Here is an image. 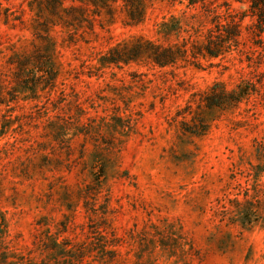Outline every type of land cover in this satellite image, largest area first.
I'll list each match as a JSON object with an SVG mask.
<instances>
[{"label": "rangeland", "instance_id": "1", "mask_svg": "<svg viewBox=\"0 0 264 264\" xmlns=\"http://www.w3.org/2000/svg\"><path fill=\"white\" fill-rule=\"evenodd\" d=\"M107 2L0 0V264H264V32L250 0L213 2L241 18L238 46L173 67L101 58L139 36L184 42L164 23L200 3L144 0L136 23ZM214 82L243 98L207 108ZM200 108L209 127L193 134Z\"/></svg>", "mask_w": 264, "mask_h": 264}, {"label": "trees", "instance_id": "2", "mask_svg": "<svg viewBox=\"0 0 264 264\" xmlns=\"http://www.w3.org/2000/svg\"><path fill=\"white\" fill-rule=\"evenodd\" d=\"M55 3L61 5L63 0H54ZM74 1V0H72ZM76 1V0H75ZM82 4L71 3L70 8L75 11L77 9H85V4H93L94 7H106L108 13H111V6L107 0H78ZM127 9V14L132 22H139L144 18V0H122ZM190 6L201 4L204 8V13L198 16L197 13L189 16H184L183 19H175L171 23H164L165 31L170 34L179 35L180 32H189V38L181 43H169L159 40H152L144 36H139L133 41L123 45H117L109 50V55H104L101 58L102 62L119 65L120 63H128L142 58H147L150 62L158 67H173L181 60H188V55L191 53L192 58L195 60L200 53H205L211 57L219 56L224 52L230 51L233 47L238 46L241 41V28L240 19L235 14L228 11L226 13L218 12V8L213 5L215 0H188ZM51 4V3H50ZM55 5H51L53 8ZM249 6L253 15L257 16V23H255L254 33L261 36L264 32V0H250ZM49 8V7H48ZM206 18H205V17ZM205 22H208L210 27L203 28ZM204 35V40H200V36ZM39 54V53H37ZM35 54L25 55L18 60L21 66L24 58H31ZM38 55H35V58ZM44 71L50 80H55L57 71H54L49 55H45ZM243 98L242 89H227L221 82H214L212 86L205 93L204 105L207 108L221 107L230 108L239 103ZM192 123L184 121V128L186 131L193 134H203L208 130L209 122L207 120L206 111L200 108L193 117ZM260 146L264 147L262 142ZM263 154V155H262ZM264 157V153H260ZM4 227L3 217L0 215V238L2 237Z\"/></svg>", "mask_w": 264, "mask_h": 264}]
</instances>
